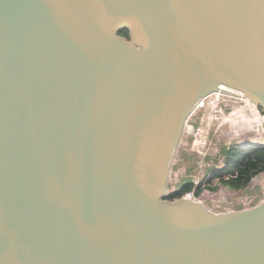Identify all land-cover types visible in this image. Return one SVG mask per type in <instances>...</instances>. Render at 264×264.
<instances>
[{
	"label": "water",
	"instance_id": "water-1",
	"mask_svg": "<svg viewBox=\"0 0 264 264\" xmlns=\"http://www.w3.org/2000/svg\"><path fill=\"white\" fill-rule=\"evenodd\" d=\"M219 92L264 113V0H0V264H264V199L168 198Z\"/></svg>",
	"mask_w": 264,
	"mask_h": 264
},
{
	"label": "rangeland",
	"instance_id": "rangeland-1",
	"mask_svg": "<svg viewBox=\"0 0 264 264\" xmlns=\"http://www.w3.org/2000/svg\"><path fill=\"white\" fill-rule=\"evenodd\" d=\"M263 120L260 107L234 95L219 92L201 101L190 121L194 129L185 132L174 157L169 193L189 184L192 186L189 192L215 212L241 210L251 207L247 206L250 203L255 206L261 202L264 172L240 189L217 180L212 181L214 189L204 187L198 192L195 189L210 171L224 167L230 146L241 142L264 143Z\"/></svg>",
	"mask_w": 264,
	"mask_h": 264
},
{
	"label": "trees",
	"instance_id": "trees-1",
	"mask_svg": "<svg viewBox=\"0 0 264 264\" xmlns=\"http://www.w3.org/2000/svg\"><path fill=\"white\" fill-rule=\"evenodd\" d=\"M127 36L128 31L122 32ZM264 172V147L255 149H242L229 147L227 150V160L223 168L210 171L207 179L200 185L198 191L204 187L214 189L213 180L225 183L233 188L240 189L246 187L251 179ZM192 190V186L185 184L182 188L169 193L171 200L181 198L186 192Z\"/></svg>",
	"mask_w": 264,
	"mask_h": 264
},
{
	"label": "flooded vegetation",
	"instance_id": "flooded-vegetation-1",
	"mask_svg": "<svg viewBox=\"0 0 264 264\" xmlns=\"http://www.w3.org/2000/svg\"><path fill=\"white\" fill-rule=\"evenodd\" d=\"M259 108V107H258ZM261 110V108H260ZM230 147H238V148H242V149H255V148H260V147H264V143H260V144H255V143H247V142H241V144H233L232 146ZM261 174V173H260ZM205 180L202 181V183L204 182ZM252 182V179L251 181ZM249 182V184H250ZM248 184V185H249ZM200 185L198 187H196L195 189V192H198V189H199ZM247 187V186H246ZM254 204V203H253ZM253 204H249L248 206H252Z\"/></svg>",
	"mask_w": 264,
	"mask_h": 264
},
{
	"label": "built area",
	"instance_id": "built-area-1",
	"mask_svg": "<svg viewBox=\"0 0 264 264\" xmlns=\"http://www.w3.org/2000/svg\"><path fill=\"white\" fill-rule=\"evenodd\" d=\"M247 101V100H246ZM194 116V115H193ZM192 116V117H193ZM192 117H191V119L187 122V124H186V127H185V132H190V131H192V129H194V127L191 125V122L190 121H192ZM185 197H187V198H192V199H195V200H197V198L193 195V193H191V192H188V193H186L185 194ZM199 201V200H198ZM248 206V205H247ZM252 207V206H251ZM248 208V207H247Z\"/></svg>",
	"mask_w": 264,
	"mask_h": 264
},
{
	"label": "bare ground",
	"instance_id": "bare-ground-1",
	"mask_svg": "<svg viewBox=\"0 0 264 264\" xmlns=\"http://www.w3.org/2000/svg\"><path fill=\"white\" fill-rule=\"evenodd\" d=\"M228 94V93H227ZM229 95H233V94H229ZM234 96H237V95H234ZM237 97H239V98H241V99H244L243 97H241V96H237Z\"/></svg>",
	"mask_w": 264,
	"mask_h": 264
}]
</instances>
